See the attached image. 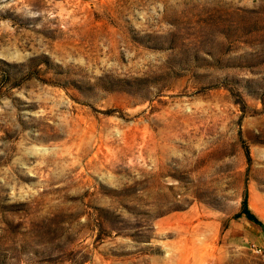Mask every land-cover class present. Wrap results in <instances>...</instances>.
I'll return each mask as SVG.
<instances>
[{"label": "rangeland", "instance_id": "obj_1", "mask_svg": "<svg viewBox=\"0 0 264 264\" xmlns=\"http://www.w3.org/2000/svg\"><path fill=\"white\" fill-rule=\"evenodd\" d=\"M246 195L264 0H0V264H264Z\"/></svg>", "mask_w": 264, "mask_h": 264}, {"label": "trees", "instance_id": "obj_2", "mask_svg": "<svg viewBox=\"0 0 264 264\" xmlns=\"http://www.w3.org/2000/svg\"><path fill=\"white\" fill-rule=\"evenodd\" d=\"M242 215H244L247 220L259 227H264V224L251 212L248 203V196L246 195L243 201Z\"/></svg>", "mask_w": 264, "mask_h": 264}, {"label": "crops", "instance_id": "obj_3", "mask_svg": "<svg viewBox=\"0 0 264 264\" xmlns=\"http://www.w3.org/2000/svg\"><path fill=\"white\" fill-rule=\"evenodd\" d=\"M247 223H248V222H247ZM243 227H244V228H243L244 230L249 229V225H245V224H244ZM244 230H243V231H244ZM231 231L234 232V230H232V229H231Z\"/></svg>", "mask_w": 264, "mask_h": 264}, {"label": "built area", "instance_id": "obj_4", "mask_svg": "<svg viewBox=\"0 0 264 264\" xmlns=\"http://www.w3.org/2000/svg\"><path fill=\"white\" fill-rule=\"evenodd\" d=\"M255 251H257V252H259V253H262V252H261V249H259V248H255Z\"/></svg>", "mask_w": 264, "mask_h": 264}]
</instances>
